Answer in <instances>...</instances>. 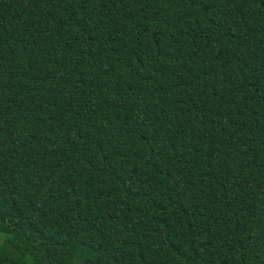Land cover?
Segmentation results:
<instances>
[{"label":"trees","instance_id":"trees-1","mask_svg":"<svg viewBox=\"0 0 264 264\" xmlns=\"http://www.w3.org/2000/svg\"><path fill=\"white\" fill-rule=\"evenodd\" d=\"M0 264H264V0H0Z\"/></svg>","mask_w":264,"mask_h":264}]
</instances>
